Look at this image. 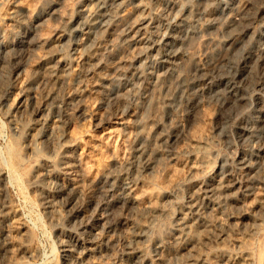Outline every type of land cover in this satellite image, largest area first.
<instances>
[{
	"label": "rangeland",
	"instance_id": "1",
	"mask_svg": "<svg viewBox=\"0 0 264 264\" xmlns=\"http://www.w3.org/2000/svg\"><path fill=\"white\" fill-rule=\"evenodd\" d=\"M246 1L241 29L229 20L239 0H37L8 19L0 0V264H264V205L247 206L264 192V0ZM66 4L68 19L49 12ZM54 28L59 43L40 47L54 80L39 68L19 84ZM198 46L203 65L175 91ZM201 104L215 109L207 120ZM108 130L117 153L77 186ZM173 158L185 168L166 186ZM136 180L157 192L155 210L126 193Z\"/></svg>",
	"mask_w": 264,
	"mask_h": 264
},
{
	"label": "bare ground",
	"instance_id": "2",
	"mask_svg": "<svg viewBox=\"0 0 264 264\" xmlns=\"http://www.w3.org/2000/svg\"><path fill=\"white\" fill-rule=\"evenodd\" d=\"M12 0H2V2H3V5H2V8H1V16H2V19H8L13 13H14V11H15V9L18 7V6H23L25 9H26V11H27V13L29 14V15H31V13H32V11L34 10V8H35V6H36V2H37V0H18V1H15V2H11ZM100 2V1H99ZM248 4V2L246 1V0H239V5H238V8L236 9V10H232V11H234L233 13H232V15H231V17H230V21H232V23L234 22L235 23V21L236 20H238V17H240L239 19V21H240V23H239V27H240V24H242V25H244L243 26V28L245 27V25H247L246 23H247V21L249 20L250 21V19L252 18V15L253 14H247V15H245L244 14V12H246V10H247V5ZM89 6V5H88ZM95 6V5H94ZM94 6H92V5H90L89 7H88V9H87V13L89 14L88 15V18L89 19H94L95 17H98V14L96 15V13L97 12H99L100 10H99V4L98 3H96V6H95V8H94ZM211 9V8H210ZM99 10V11H98ZM55 11H57L58 12V16L60 17V18H65V19H68V18H66L67 17V15L69 14V6L66 4V5H64V6H62V7H60V8H58V9H54V8H51L50 10H49V12H55ZM207 11V10H206ZM210 11H212V10H210ZM48 12V13H49ZM211 13H213V12H211ZM231 13V12H230ZM208 14H209V12H208ZM243 14H244V16H243ZM96 15V16H95ZM206 16V15H205ZM210 16V15H209ZM209 16H208V18H209ZM211 17H213V16H211ZM207 18V19H208ZM214 18V17H213ZM213 18H212V20H213ZM215 19V18H214ZM235 20V21H234ZM252 20V19H251ZM68 21V20H67ZM238 21V22H239ZM137 23L135 24V26H134V28H139V24H140V21H136ZM226 23V22H225ZM228 23V22H227ZM229 23H231V22H229ZM233 23V24H234ZM233 24H231V25H233ZM236 24H237V21H236ZM217 25V24H216ZM219 25H220V23L217 25L218 27H219ZM238 25V24H237ZM242 25H241V27H242ZM0 26H1V24H0ZM234 26V25H233ZM85 27H87V23H84V28L83 29H85ZM220 27H221V25H220ZM240 27V28H241ZM133 28V29H134ZM228 28V27H227ZM234 29H232L231 31H229V33H228V35L229 34H231L230 36H229V38L228 39H226V40H224V42H230L229 44H232L234 41H235V39H234V36L233 35H237V33L235 32V33H232L233 32V30L235 31L237 28H238V26H234L233 27ZM242 29V28H241ZM82 32V31H81ZM204 34V33H203ZM202 34V37H201V41L199 40V42H201V44H202V42H203V40H204V43L203 44H205V42L207 43V42H211L212 40H208L209 38H207V37H205V34L203 35ZM63 37V35H62V32H61V30H60V32H58V30H57V28H54L53 30H51V32L50 31H43V32H41L39 35H38V39H37V42H38V44H37V52H36V57L37 58H35V59H31V61L29 62V66H28V68L24 71V73L21 75V76H18V78H17V80L18 81H16V82H18L19 84H21L22 82H23V80L25 79V78H27L28 77V75L30 74V72L34 69H39V68H41L42 70H43V73L44 74H46L47 76H48V84L50 85L51 84V82L54 80V77H55V73H54V71H52L51 70V68H49V67H47L45 64H46V62H48V61H46V62H44V63H41L40 61L41 60H43L44 59V57L46 58V55L42 52V50L40 49V47H41V45L45 42V41H49V44L51 45V46H53V47H55V45H57L58 43H59V41L61 40V38ZM215 41V39L213 38V42ZM217 41V40H216ZM215 41V42H216ZM212 43V42H211ZM203 44H202V46H203ZM213 44V43H212ZM212 44H210L211 46H212ZM206 45V44H205ZM204 45V46H205ZM210 45H208L207 44V46H210ZM213 45H215V43L213 44ZM199 48H197L196 47V49L195 48H193L192 49V51L190 50V52L188 51V49H186L187 51H188V60H186L187 61V63H186V69H184V71L182 70V71H177V73H176V77H174V78H176V82H175V84L173 85L174 86V88L173 89H175V91H178V92H180V93H186L187 92V89L190 87V84L189 83H187V84H185V81L187 80V78H188V72H189V70H188V68L190 67V66H192L193 64H192V62L191 61H194V64H196V66L197 65H200V64H202L203 65V57H204V50H208V47H205V49L204 50H201V49H203V48H200V46H198ZM211 48V47H210ZM209 48V49H210ZM52 51V50H51ZM185 51V50H184ZM208 52H209V50H208ZM220 54V53H219ZM186 56V55H185ZM222 56V55H221ZM215 57V56H214ZM217 57V56H216ZM249 57V56H248ZM262 57V56H261ZM126 58V57H125ZM183 58H184V56H183ZM208 58V57H207ZM207 58H205V59H207ZM258 58H259V56H258ZM41 59V60H40ZM181 59H182V57H181ZM192 59V60H191ZM205 59H204V61H205ZM208 59H210V58H208ZM212 59H213V57H212ZM263 59V58H262ZM184 60V59H183ZM190 60V62H188ZM195 60H197V62L195 61ZM219 60V59H218ZM247 56L245 57V59H243V63L242 64H245L246 62H247ZM120 61H121V59H120ZM122 61H123V59H122ZM201 61H202V63H201ZM206 61H208V63H209V60H206ZM123 62H125V61H123ZM199 62V64H197ZM256 62V61H255ZM205 63H207V62H205ZM40 64V65H39ZM58 65H59V63H57ZM120 65V64H119ZM202 65H201V67H202ZM206 65V64H205ZM55 66V65H54ZM212 66V65H211ZM37 67V68H36ZM58 67V66H57ZM118 67V66H117ZM116 67V68H117ZM200 67V66H199ZM196 68V67H195ZM198 68V67H197ZM210 68H212V67H210ZM58 69V68H57ZM190 69V68H189ZM199 69H204L205 70V68H199ZM207 69V68H206ZM214 69V68H213ZM59 70V69H58ZM124 70H125V68H124ZM208 70V69H207ZM55 71H56V69H55ZM200 71V70H199ZM204 72V71H203ZM202 72V73H203ZM206 72V71H205ZM213 72V71H212ZM201 73V74H202ZM202 77H203V74L201 75ZM206 77V76H205ZM211 78V77H210ZM175 80V79H174ZM163 81V80H162ZM202 80H200V81H196V84H198L199 86L201 85V83L203 82H201ZM170 83V82H169ZM194 83V82H193ZM192 84V83H191ZM169 85V84H168ZM197 85V86H198ZM197 86L195 85V87L197 88ZM198 86V87H199ZM203 86V85H202ZM201 86V87H202ZM205 86V85H204ZM170 89V88H169ZM172 89V90H173ZM200 90L202 91V89L200 88ZM199 90V91H200ZM171 92V91H170ZM169 91H168V93H170ZM178 92H177V94H178ZM199 93V92H198ZM174 94H176V93H174ZM192 94V93H191ZM201 94V93H200ZM202 94H204L203 92H202ZM205 95V94H204ZM202 96V95H201ZM179 97V96H178ZM204 97V96H203ZM194 99V98H193ZM200 102V101H199ZM198 102V103H199ZM205 103V102H204ZM200 104V103H199ZM207 104V103H206ZM206 104H204V105H206ZM202 105V104H201ZM200 105V106H201ZM204 105H202L203 106V108L201 109V110H204V113H203V115H204V117L206 118V120H207V118H210L211 117V115L214 113L213 112V109L214 108H212V107H210V106H204ZM159 106H158V108H156V113H160L159 112ZM215 110V109H214ZM180 112V111H179ZM182 113H183V111H181ZM155 113V114H156ZM157 115V114H156ZM179 117V116H178ZM143 126V125H142ZM148 127V126H147ZM141 128V127H140ZM144 134H148V129L145 127V126H143L142 127V130H141ZM149 132H150V129H149ZM200 131H196V130H193L192 131V133H191V135H192V141H194L195 143L197 142L198 143V138L199 137H203V134H200V133H202V132H200ZM107 141H105V142H102V141H100L99 143H97V144H95L94 145V151L93 152H95L92 156H91V161H88L87 159L84 161V162H82L81 164H82V171H83V178H82V180H79V181H77L75 184L77 185V186H79V187H83L84 186V184L86 183V180H88L89 178H91L96 172H98L100 169H101V167L103 166L102 164H101V161L103 160V157H105V154H106V151H110V152H112L113 154H116L117 153V149H115L116 147L114 146V139L116 138L115 137V131H113V130H108L107 131ZM143 134V135H144ZM202 135V136H201ZM78 136H77V134L76 133H74L73 131L70 133V138L72 139V141H76L78 138H77ZM113 137H115V138H113ZM161 137V136H160ZM169 137L170 136H165V137H161L160 139H159V142H161V144H162V142L164 141V142H169L168 141V139H169ZM170 138H172V137H170ZM200 139V138H199ZM157 140V139H156ZM163 142V143H164ZM193 142V143H194ZM192 143V144H193ZM194 143V144H195ZM161 144L160 143H158L157 145H155V146H157V149H155L156 151L155 152H158V153H161L162 152V150L160 149L161 148ZM193 144V145H194ZM163 145V144H162ZM147 148V147H146ZM146 148H144V149H146ZM150 151H152V150H150ZM146 152V151H145ZM91 154H92V152H91ZM154 154V153H153ZM162 154V153H161ZM88 156V155H87ZM90 156V155H89ZM150 157V156H149ZM148 157V158H149ZM87 158V157H86ZM145 158V157H144ZM147 158V159H148ZM88 159H90V158H88ZM145 160V159H144ZM172 161H173V163L171 164V165H169V166H167L166 168V172H165V177L164 178H166L167 179V181L166 180H164V181H166V186H167V183L168 184H170V183H172L171 181H173V178H174V176H177V174H178V172H181L182 173V171L184 170L183 168H185L184 167V164H185V162L183 163V161L182 160H178V159H176V158H173L172 159ZM147 162V161H146ZM145 162V163H146ZM195 162V161H194ZM198 164V163H197ZM196 164V165H197ZM191 168H193V166L191 167ZM187 169V168H186ZM185 169V170H186ZM180 170H182V171H180ZM190 170V169H189ZM181 173H179L178 175H180ZM164 174V173H163ZM178 177V176H177ZM137 178V177H136ZM138 179V178H137ZM163 181V180H162ZM136 184H134V183H132L133 185H129L128 184V187H127V194L130 196V198L132 199V201L137 205V208L139 209V210H142V211H152L153 209H154V207H157L158 205L157 204H153L152 202H151V196H152V194L154 193V195L157 193V192H153L154 190L153 189H151V188H149V186H148V184L146 185L145 183H144V181L142 182V181H139V180H136ZM219 182V181H218ZM131 183V182H130ZM163 183H165V182H162L161 184L163 185ZM217 184H219V183H217L216 182V187H217V189H218V187H221L222 186V184H220V186L219 185H217ZM231 186V185H230ZM243 186V185H242ZM215 187V188H216ZM165 188V187H164ZM222 189V188H221ZM250 189V188H249ZM258 189V188H257ZM126 190V189H125ZM212 190V189H211ZM254 190V189H253ZM252 190V191H253ZM219 191V190H218ZM246 191V190H245ZM251 191V192H252ZM262 193H264V192H262ZM261 192H259V190H257V192H254L253 194H251L250 195V197H248L249 198V201H248V207H252V206H254L255 204H259L260 206H263L264 205V194H262ZM156 198H157V195H156ZM262 204V205H261ZM155 205H157V206H155ZM264 207V206H263ZM198 208V207H197ZM155 210V209H154ZM154 212V211H153ZM185 216V215H184ZM188 222V221H187ZM15 225V224H14ZM12 230H13V228H12ZM11 230V231H12ZM197 230V229H196ZM196 230L194 229V227H191V230H190V234H192L193 235V237H194V235L196 234ZM191 235V236H192ZM188 236V235H187ZM180 237V236H179ZM197 237H199V236H197L196 235V238ZM177 238H178V236H177ZM181 238V237H180ZM179 239V238H178ZM191 239V238H190ZM194 240V239H193ZM195 243V242H194ZM13 245V244H12ZM180 245V244H179ZM194 247V246H193ZM13 253H14V249H12L11 250V254L13 255ZM189 260V259H188ZM187 260V261H188ZM188 264H197L196 263V261H194L193 262V260H192V262H189Z\"/></svg>",
	"mask_w": 264,
	"mask_h": 264
}]
</instances>
